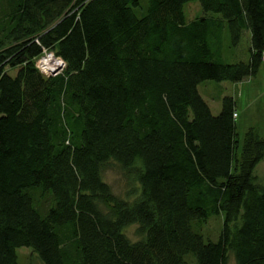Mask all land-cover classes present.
I'll use <instances>...</instances> for the list:
<instances>
[{
	"label": "trees",
	"instance_id": "trees-1",
	"mask_svg": "<svg viewBox=\"0 0 264 264\" xmlns=\"http://www.w3.org/2000/svg\"><path fill=\"white\" fill-rule=\"evenodd\" d=\"M3 1L0 264L21 247L42 264H264V186L251 183L264 136L248 129L239 146L233 100L212 116L196 90L255 75L264 0H146L139 18L138 0ZM188 2L203 16L186 23ZM224 23L232 48L248 33L246 62H222ZM43 50L58 75L34 67ZM109 161L137 183L132 202L101 181ZM220 214L216 242L192 230Z\"/></svg>",
	"mask_w": 264,
	"mask_h": 264
},
{
	"label": "rangeland",
	"instance_id": "rangeland-1",
	"mask_svg": "<svg viewBox=\"0 0 264 264\" xmlns=\"http://www.w3.org/2000/svg\"><path fill=\"white\" fill-rule=\"evenodd\" d=\"M139 8L134 9L136 17H141L145 12L146 0H138ZM4 1L0 0V25H3L2 10ZM183 16L186 23L196 18L202 17L203 13L198 2H188L183 6ZM209 16H215L208 14ZM217 17V16H216ZM221 46L219 48L223 63L246 62L248 60L249 36L243 32L239 44L232 48L230 46L229 35L226 23L220 31ZM1 37V33H0ZM51 52H46V54ZM40 57V56H39ZM18 68H5V71L14 76ZM197 93L209 108L212 116H216L221 107L223 97H230L234 103L236 111L235 134L241 145L243 135L248 130L254 131L258 137L264 136V61L261 62L254 76L244 79L240 83L227 81L214 82L204 81L197 85ZM238 157V147L236 150ZM136 164H140L138 161ZM252 184L257 187L264 186V155L252 172ZM101 181L106 184L113 197L118 200L132 202L139 191V187L131 175L122 170L116 163L109 161L103 166L100 174ZM104 211L103 208H101ZM241 219L237 218V226ZM222 226V215H213L206 219L204 223L192 226V230L201 235L204 241L216 242ZM136 226L132 225L123 230V234L130 241H135ZM16 264H42L37 255L30 248L21 247L15 250ZM227 264H234L232 255H228Z\"/></svg>",
	"mask_w": 264,
	"mask_h": 264
},
{
	"label": "built area",
	"instance_id": "built-area-1",
	"mask_svg": "<svg viewBox=\"0 0 264 264\" xmlns=\"http://www.w3.org/2000/svg\"><path fill=\"white\" fill-rule=\"evenodd\" d=\"M46 52L48 51L43 50L40 57L35 59L34 67L41 76L45 78L54 77L62 71V69L64 68V63L60 58L53 56L52 53L46 54ZM53 61L57 62V67L52 70H46L45 65H49V62ZM261 61H264V51L261 54ZM235 116V113H233V118H235Z\"/></svg>",
	"mask_w": 264,
	"mask_h": 264
},
{
	"label": "bare ground",
	"instance_id": "bare-ground-1",
	"mask_svg": "<svg viewBox=\"0 0 264 264\" xmlns=\"http://www.w3.org/2000/svg\"><path fill=\"white\" fill-rule=\"evenodd\" d=\"M56 67H57V62L56 61L49 62V65H45V69L46 70H52V69H54Z\"/></svg>",
	"mask_w": 264,
	"mask_h": 264
}]
</instances>
